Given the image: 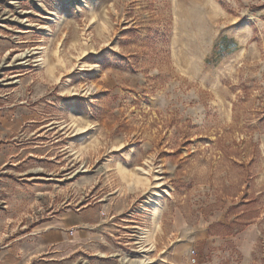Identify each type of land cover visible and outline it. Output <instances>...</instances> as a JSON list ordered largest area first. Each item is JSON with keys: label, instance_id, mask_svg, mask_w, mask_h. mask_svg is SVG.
I'll return each instance as SVG.
<instances>
[{"label": "rangeland", "instance_id": "rangeland-1", "mask_svg": "<svg viewBox=\"0 0 264 264\" xmlns=\"http://www.w3.org/2000/svg\"><path fill=\"white\" fill-rule=\"evenodd\" d=\"M85 1L0 0V264H264V0Z\"/></svg>", "mask_w": 264, "mask_h": 264}, {"label": "bare ground", "instance_id": "bare-ground-1", "mask_svg": "<svg viewBox=\"0 0 264 264\" xmlns=\"http://www.w3.org/2000/svg\"><path fill=\"white\" fill-rule=\"evenodd\" d=\"M82 3H86V6H87V2L85 0H75V2H74V4L77 7H79L78 9L81 8L80 4H82ZM47 14L53 15V17H51V18L50 17L47 18V19H50V21H53V23H57L61 19V15H59L58 13H55L53 11H47ZM16 19H20V17H17ZM91 22L93 23L94 21H91ZM44 29L50 31L49 26L45 25ZM34 49H39L38 51L33 53L35 55L34 61L36 62V66H38L40 69L47 67V70L52 73L54 68L49 67V57H48V51H47L48 48L44 47V46H40V47L34 48ZM28 56L29 55L25 52L16 55V57H20L21 59L27 58ZM59 61H61L60 58H59ZM89 66L92 67L93 70H95V71L97 70L96 65H89ZM18 76H20V75H14L11 78L14 79ZM2 80H4V79H2ZM15 82H17V80ZM15 82H13V83H15ZM85 90H86L87 94L88 93L90 94L94 91V89L90 86H88ZM73 126H74V131L76 132L77 135H80L81 140L84 139L87 135H89L93 129L92 124L85 123V122H83L82 119H79V118L73 119ZM148 171H146V169L144 167H136L134 172L128 173L125 168H121L122 175L125 178H128L130 188H134V187L138 186L139 184L148 183L149 180L146 177H141L138 174V173L146 174ZM51 175H53V174H51ZM38 178H41V177H38ZM42 179L51 180L54 178H52V177L43 178L42 177ZM160 179L161 178L157 175L156 180H159V181L155 182V184H154L155 186H153V188L151 189L149 201H148L149 205L151 206L150 211L152 213L151 215H153V217H154V220H158V217L162 211L161 210L162 204H163L161 201L162 195L163 194H169L168 190L161 188L163 183L160 181ZM59 181H63V179H61V180L59 179ZM155 188H157V189H155ZM152 231L153 230H150L149 228H140V230H139V233H140V239L139 240L140 241L139 242H141L143 245L141 252H140V255L137 257H134L133 255L132 256L126 255L122 258V260L128 264H151L152 258L149 255V253H150L149 251L151 250V248H148V247L146 248V246L152 244V239H151L152 235H153ZM151 247H153V245H151Z\"/></svg>", "mask_w": 264, "mask_h": 264}, {"label": "crops", "instance_id": "crops-1", "mask_svg": "<svg viewBox=\"0 0 264 264\" xmlns=\"http://www.w3.org/2000/svg\"><path fill=\"white\" fill-rule=\"evenodd\" d=\"M87 217L85 214H78V215H70V217H67L59 222V225L57 226L58 236L62 239V242H67L71 240L70 234L72 232L73 237L80 236V232L78 230L75 231L78 227L81 225L87 223ZM56 235V234H55Z\"/></svg>", "mask_w": 264, "mask_h": 264}]
</instances>
